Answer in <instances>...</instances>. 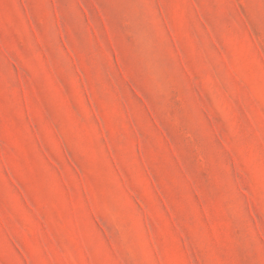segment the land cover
<instances>
[{
    "label": "rangeland",
    "instance_id": "rangeland-1",
    "mask_svg": "<svg viewBox=\"0 0 264 264\" xmlns=\"http://www.w3.org/2000/svg\"><path fill=\"white\" fill-rule=\"evenodd\" d=\"M0 264H264V0H0Z\"/></svg>",
    "mask_w": 264,
    "mask_h": 264
}]
</instances>
